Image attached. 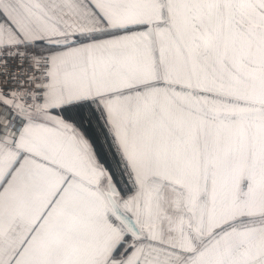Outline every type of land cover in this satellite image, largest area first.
Wrapping results in <instances>:
<instances>
[{"label":"snow or ice","instance_id":"obj_1","mask_svg":"<svg viewBox=\"0 0 264 264\" xmlns=\"http://www.w3.org/2000/svg\"><path fill=\"white\" fill-rule=\"evenodd\" d=\"M0 264H264V0H0Z\"/></svg>","mask_w":264,"mask_h":264}]
</instances>
